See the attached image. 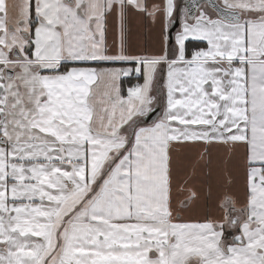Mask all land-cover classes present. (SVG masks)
I'll return each instance as SVG.
<instances>
[{
  "label": "snow or ice",
  "instance_id": "1",
  "mask_svg": "<svg viewBox=\"0 0 264 264\" xmlns=\"http://www.w3.org/2000/svg\"><path fill=\"white\" fill-rule=\"evenodd\" d=\"M18 8L9 28L0 0V264H264V0L182 10L175 0H22ZM131 10L159 19L161 54L126 53ZM112 14L119 52L105 42ZM188 41L207 46L188 50ZM164 65L165 110L141 126L155 113ZM134 73L144 83L125 98L119 79ZM197 141L243 144L246 202L225 197L218 219L174 223L170 153L174 142ZM226 229L236 230L231 239Z\"/></svg>",
  "mask_w": 264,
  "mask_h": 264
},
{
  "label": "crops",
  "instance_id": "2",
  "mask_svg": "<svg viewBox=\"0 0 264 264\" xmlns=\"http://www.w3.org/2000/svg\"><path fill=\"white\" fill-rule=\"evenodd\" d=\"M11 15V0H5L7 5V22L15 23L18 17V5L22 0H17ZM149 2L163 3L164 0H149ZM179 9L185 7L184 0H175ZM222 3V0H220ZM207 12L213 19H218L216 13L207 6ZM105 42L110 52H119L121 45V22L118 15L112 14L105 21ZM179 27L175 30H180ZM161 25L159 19L153 20L146 14H140L136 10L129 11L123 23V44L127 54L132 55H159L161 54L160 42ZM207 46L206 41H194ZM174 43V39L172 42ZM187 43V42H186ZM202 47V48H203ZM92 67L98 68H120L133 67L132 64L122 62H95ZM163 73V76L160 74ZM133 78V80H132ZM163 78L161 84L159 80ZM131 80V81H130ZM136 80L144 83L141 74L122 76L119 79L121 95L125 98L128 95L129 85ZM166 80L167 66L163 70L157 69V77L153 86L158 88L152 92L156 97L155 106L160 108L157 119L160 118L166 106ZM126 89H122V84ZM159 85L162 86L159 89ZM127 86H129L127 88ZM134 87V85L132 86ZM99 98L105 99L104 93L107 90L105 79L101 78L96 86ZM154 90V88H153ZM157 94V96H156ZM102 111V110H101ZM156 119V120H157ZM147 123L141 126H150ZM127 128V125H124ZM123 130V129H122ZM131 133V129L129 130ZM170 169L172 177V207L175 219L179 223H203L208 220L218 219L222 212L220 204L225 197H231L241 207L246 202L247 194V149L242 143L223 142H174L173 150L170 153ZM189 189L198 194L197 199L189 200ZM229 233H235V229H227ZM227 234L228 238L231 236ZM42 242V238H33Z\"/></svg>",
  "mask_w": 264,
  "mask_h": 264
},
{
  "label": "water",
  "instance_id": "3",
  "mask_svg": "<svg viewBox=\"0 0 264 264\" xmlns=\"http://www.w3.org/2000/svg\"><path fill=\"white\" fill-rule=\"evenodd\" d=\"M197 2H203V0H184V5L187 6V5H189V4H194V3H197ZM216 2H217V3H220V0H216ZM208 7H209L210 9H212V10L216 13V15L218 16V14H217V12H216L215 9L211 8L210 6H208ZM218 18H219V16H218ZM178 27H179V21L175 22L174 25L172 26V28L169 30V34H170V36L173 37L174 32H175V30H176ZM172 41H173V40H172ZM172 41H170V42H172ZM159 112H160V111H159V108L155 107V113H154V115H153V117H152V120H149L147 123H152V121L156 120V119H157V116L159 115Z\"/></svg>",
  "mask_w": 264,
  "mask_h": 264
},
{
  "label": "trees",
  "instance_id": "4",
  "mask_svg": "<svg viewBox=\"0 0 264 264\" xmlns=\"http://www.w3.org/2000/svg\"><path fill=\"white\" fill-rule=\"evenodd\" d=\"M195 47H200V48H202L203 45H202V44H199V43H196V42H194V41H188V42L186 43V48H187L188 50H192V49L195 48ZM132 80H133V78H132ZM130 81H131V80H130ZM133 85H134V83H133L132 85H129V86L132 87ZM129 86H127V88H128ZM122 89H123V90L126 89L124 83L122 84Z\"/></svg>",
  "mask_w": 264,
  "mask_h": 264
},
{
  "label": "rangeland",
  "instance_id": "5",
  "mask_svg": "<svg viewBox=\"0 0 264 264\" xmlns=\"http://www.w3.org/2000/svg\"><path fill=\"white\" fill-rule=\"evenodd\" d=\"M18 2H17V0H11V15L13 14V8H14V6L17 4ZM161 76H163V73H161L160 74ZM159 82L162 84L163 83V78H161V80H159ZM153 88H154V90H153V92L155 91V89H157L158 88V86L157 85H154L153 86ZM162 88V86L161 85H159V89H161ZM156 96H157V94H156ZM156 107V106H155ZM157 108H159V106L157 107ZM159 111H160V108H159ZM161 112V111H160ZM174 223H179V222H174ZM226 231H227V229H226Z\"/></svg>",
  "mask_w": 264,
  "mask_h": 264
},
{
  "label": "flooded vegetation",
  "instance_id": "6",
  "mask_svg": "<svg viewBox=\"0 0 264 264\" xmlns=\"http://www.w3.org/2000/svg\"><path fill=\"white\" fill-rule=\"evenodd\" d=\"M13 25H14L13 23H10L8 26H9V28H11ZM228 233H229V230L226 231V233H225L226 236H227ZM229 239H231V238H229Z\"/></svg>",
  "mask_w": 264,
  "mask_h": 264
},
{
  "label": "built area",
  "instance_id": "7",
  "mask_svg": "<svg viewBox=\"0 0 264 264\" xmlns=\"http://www.w3.org/2000/svg\"><path fill=\"white\" fill-rule=\"evenodd\" d=\"M137 84H139V82H138V81H136L135 85H137Z\"/></svg>",
  "mask_w": 264,
  "mask_h": 264
}]
</instances>
